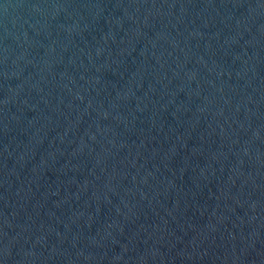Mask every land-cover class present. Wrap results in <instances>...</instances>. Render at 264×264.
<instances>
[{
    "label": "water",
    "instance_id": "water-1",
    "mask_svg": "<svg viewBox=\"0 0 264 264\" xmlns=\"http://www.w3.org/2000/svg\"><path fill=\"white\" fill-rule=\"evenodd\" d=\"M0 264H264V0H0Z\"/></svg>",
    "mask_w": 264,
    "mask_h": 264
}]
</instances>
